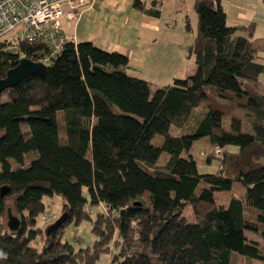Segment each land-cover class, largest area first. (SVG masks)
I'll use <instances>...</instances> for the list:
<instances>
[{"label":"trees","instance_id":"1","mask_svg":"<svg viewBox=\"0 0 264 264\" xmlns=\"http://www.w3.org/2000/svg\"><path fill=\"white\" fill-rule=\"evenodd\" d=\"M131 1L159 15L162 0L150 9ZM194 10L188 52L196 70L172 85L152 90L126 73V56L69 40L44 76L1 95L0 264H101L103 256L109 264L264 263L261 245L248 236L264 242V62L250 32L242 34L248 29L226 23L221 0H195ZM8 46L0 40V79L21 54L36 61L47 52L41 43H18L19 52ZM202 138L229 153L215 174L199 173L191 155ZM234 183L239 195L215 205L214 194ZM56 196L67 219L45 229L36 248L37 219ZM8 199L20 220L16 232L1 221ZM186 204L193 222L183 216ZM82 221L91 223L95 242L75 250L64 235Z\"/></svg>","mask_w":264,"mask_h":264},{"label":"crops","instance_id":"2","mask_svg":"<svg viewBox=\"0 0 264 264\" xmlns=\"http://www.w3.org/2000/svg\"><path fill=\"white\" fill-rule=\"evenodd\" d=\"M142 1L150 9L152 0ZM194 2L162 0L159 15H153L134 9L131 0H83L80 15L76 20L64 21L63 32L75 44L90 42L106 52L126 56L128 66L125 71L140 69L146 63L157 66L160 63L169 64L173 53L180 52L182 59L186 55L187 64L181 70L170 73H178L176 77L181 79L185 75L191 76L196 70L194 56L188 52L196 36L191 22L197 19ZM221 5L229 26L248 29L242 34L247 36L250 32L252 39L258 43V55L264 62V0H221ZM164 49L169 58L163 57ZM259 79L264 84V74ZM228 150L236 152L235 148L229 147Z\"/></svg>","mask_w":264,"mask_h":264},{"label":"rangeland","instance_id":"3","mask_svg":"<svg viewBox=\"0 0 264 264\" xmlns=\"http://www.w3.org/2000/svg\"><path fill=\"white\" fill-rule=\"evenodd\" d=\"M191 22L193 23L192 28L194 31V35H197L196 33L197 19L196 20L193 19ZM180 41L181 40L179 37L178 42ZM163 46H166V45H163ZM170 47H174V46L171 45ZM186 54H188V52ZM166 56L169 58V53L166 52V49H164L163 57H166ZM185 57L186 55H184L182 59L180 52H177L175 54L173 53V55L171 56V61H170L171 63L169 64L165 65L163 63H160L159 66H157L156 64L150 65V63H146L145 67H142L140 69L137 68V70L136 69L127 70L126 72L129 75L131 74L135 75L136 78L138 79L147 81L148 83L151 84V89L155 90L157 86L165 87L167 85H172L174 82V79H179L178 77H176L178 73L175 75L170 72H177L181 70L183 67H185L187 64ZM193 62H195L194 57H193ZM194 73L192 75H194ZM186 77L187 76L185 75L181 79H184ZM3 98H4V95H2L1 99L3 100ZM114 111L116 113H119L117 109H114ZM58 120H59V125L61 127L62 125L60 123L61 122L60 118ZM23 129L27 131V128L25 126H23ZM188 130L189 129H187V131ZM175 132L178 133L180 132V130L174 129V134ZM160 141H161L160 136H156L155 139L153 140L154 143H158ZM192 148L190 150L191 155L197 162V168H198L199 173L201 174L205 172H209L211 174L217 173L219 170L218 167L220 164V160L223 154H229L221 149H220L221 152L217 153L215 150V146H212L207 138L204 140L201 139L197 141L193 145ZM230 148H234V147H230ZM236 152H237V149H236ZM164 158H165V154H162L160 161L164 162L165 160ZM83 192L84 194H86L85 189L83 190ZM236 195H239L238 185L234 183V185L232 186V190L230 192H217L214 194L215 205L226 204L229 201V199L234 198ZM45 202H46V213L38 217L37 222H36V227H35L41 230V236H39L35 241L32 242V245L36 248L41 247L42 244L40 242H42V234L44 233L45 229L48 228V226L50 225V222L55 218L56 219L59 218L64 213L62 210L61 198L57 196L53 198H46ZM7 205L10 207L11 213H14L13 210L11 209V205H12L11 199L7 200ZM99 210L101 209L100 208L93 209L92 214L90 215L92 221L96 219ZM254 215L255 214L253 213H248L247 218L251 219L253 218ZM183 216H185L190 222L195 221V217L192 213V208L189 204H186L184 206ZM1 221L6 225L7 215L3 216ZM248 236H249V239L257 240L259 242V245H261V249L264 251V242L261 241L259 234L248 233ZM64 241H67L70 245H72L75 248V250H79L81 248L86 249V248L92 247L95 242V237L91 233V223L89 221H82L78 226H75L74 224H70L67 228L66 234L64 235ZM99 263L109 264L108 257L107 256L101 257ZM236 264H264V263L260 261H256V260H247V259L245 260V259L240 258L239 260H237Z\"/></svg>","mask_w":264,"mask_h":264},{"label":"built area","instance_id":"4","mask_svg":"<svg viewBox=\"0 0 264 264\" xmlns=\"http://www.w3.org/2000/svg\"><path fill=\"white\" fill-rule=\"evenodd\" d=\"M82 6L83 0H0V40L14 52H19L18 43L43 44L47 52L34 62L48 67L69 41L64 21L76 20ZM215 150L221 152L218 147Z\"/></svg>","mask_w":264,"mask_h":264},{"label":"water","instance_id":"5","mask_svg":"<svg viewBox=\"0 0 264 264\" xmlns=\"http://www.w3.org/2000/svg\"><path fill=\"white\" fill-rule=\"evenodd\" d=\"M47 71V66L42 63L34 62L28 58H22L18 64L9 69L5 77L0 79V97L9 88L14 87L22 79L31 76H44ZM67 219V213H63L54 223L46 229V234H49L54 228L62 225ZM7 228L10 232H16L20 227V220L11 213L9 209L7 212Z\"/></svg>","mask_w":264,"mask_h":264}]
</instances>
